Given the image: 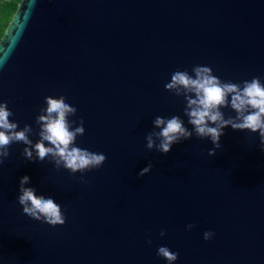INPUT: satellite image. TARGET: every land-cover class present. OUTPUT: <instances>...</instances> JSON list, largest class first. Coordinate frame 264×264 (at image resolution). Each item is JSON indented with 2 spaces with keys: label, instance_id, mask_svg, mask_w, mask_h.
<instances>
[{
  "label": "water",
  "instance_id": "95a60500",
  "mask_svg": "<svg viewBox=\"0 0 264 264\" xmlns=\"http://www.w3.org/2000/svg\"><path fill=\"white\" fill-rule=\"evenodd\" d=\"M197 65L223 82L264 83V0H21L0 39V103L17 131L30 127L32 145L13 143L0 164V264H168L162 246L178 253L175 264H264L258 134L228 126L209 156L184 95L165 89ZM49 96L77 109L67 120L85 131L71 146L103 153L101 168L73 173L59 157L23 156L41 139ZM157 116H179L192 136L158 152ZM24 176L61 207L63 226L23 214Z\"/></svg>",
  "mask_w": 264,
  "mask_h": 264
},
{
  "label": "clouds",
  "instance_id": "9594fccd",
  "mask_svg": "<svg viewBox=\"0 0 264 264\" xmlns=\"http://www.w3.org/2000/svg\"><path fill=\"white\" fill-rule=\"evenodd\" d=\"M192 73L194 75L187 71H175L170 82L165 84V89L176 90L177 95H184L187 100L184 114L188 117V124L192 126L197 137H208L214 145V148L208 151V155L215 156L216 150L221 148L220 139L225 134L223 129L228 126H231L233 131L258 134L261 151L264 152V83L261 79L253 77L242 84L223 82L213 74L210 67L199 65L193 67ZM189 94H194L195 98ZM45 102L47 107L41 111L46 114L36 118V123L42 126L41 139L31 149L25 147L23 156L30 162H42L48 156L59 157L56 163L63 162L64 167L73 173L101 168L106 161L103 153L71 146L77 135H84L85 131L82 120L80 126L74 129L67 120L68 115H76L77 109L70 106L63 96L55 99L51 96L45 97ZM229 105L236 116L225 119L220 109ZM10 116H13V113L8 109L7 102L0 103V164L9 156V148L13 143L32 145L26 135L31 131L30 127L25 125L22 131H17L18 124L10 123ZM154 125L160 129L155 133L160 140L156 150L164 155L171 151L174 143L181 142V138L188 139L192 136V132L184 126L179 116L167 119L157 116ZM146 140L147 148L152 149L154 147L152 134L148 135ZM44 141L51 147H45ZM33 151L36 160H33ZM151 169L152 165L149 163L139 176H145ZM29 180L28 176H24L19 181L18 203L22 206L23 214L37 222L43 218V223L52 228L63 226L65 217L61 207L51 198L37 196L34 188L25 187ZM193 227L188 225V230ZM160 235L163 237L165 233L162 231ZM213 235L212 232H205L204 239L210 240ZM157 255L168 264H175L178 259V253L163 246L158 248Z\"/></svg>",
  "mask_w": 264,
  "mask_h": 264
},
{
  "label": "trees",
  "instance_id": "16d2710c",
  "mask_svg": "<svg viewBox=\"0 0 264 264\" xmlns=\"http://www.w3.org/2000/svg\"><path fill=\"white\" fill-rule=\"evenodd\" d=\"M20 2L21 0H0V39Z\"/></svg>",
  "mask_w": 264,
  "mask_h": 264
}]
</instances>
